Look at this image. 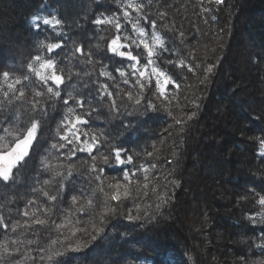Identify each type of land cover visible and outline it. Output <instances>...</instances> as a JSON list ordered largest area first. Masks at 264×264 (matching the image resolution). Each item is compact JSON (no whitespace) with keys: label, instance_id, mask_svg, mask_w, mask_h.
Masks as SVG:
<instances>
[{"label":"trees","instance_id":"obj_1","mask_svg":"<svg viewBox=\"0 0 264 264\" xmlns=\"http://www.w3.org/2000/svg\"><path fill=\"white\" fill-rule=\"evenodd\" d=\"M125 2L0 0V72L10 68L16 75L26 72L38 42L53 36L43 25L35 31L33 16H62L68 25L66 34L55 39L62 40L65 47L54 54L61 66L68 65L65 53H70L74 42L85 52H93L92 64L77 54L71 65L73 73H80L72 81L78 98L86 100L77 112L84 115L97 109L84 117L89 123L81 128L90 134L102 133L108 144L125 150V158L132 157L124 165L115 159L104 164L100 156L109 154L106 144L92 155L73 153L76 144L52 149L53 143H64L56 131L67 108L75 105L50 102L43 134L28 165L18 174V182H0V217L7 225H0V245L7 244L13 252L7 255L0 248V264H207L203 245H210L211 264H262L264 223L257 222L260 208L254 193L264 195V157L259 155V138H264V0H224L223 4L215 0H142L147 7L139 27L150 36L151 24L156 23L155 30L168 49L157 64L179 85H169L162 97L154 77L141 93L135 82L137 74L132 72L134 62L112 56L106 50L107 41L98 39L116 34L110 26L102 30L92 23L101 12L118 16L123 26L120 34L138 39L132 23L123 18L121 4ZM159 12L167 16L160 17ZM137 19L131 13L129 20L134 23ZM131 51L143 68L146 51L135 45ZM209 67L210 73L205 71ZM118 70L129 75L121 77ZM102 71L112 78L101 76ZM126 78L127 84L123 82ZM102 85H107L111 96ZM127 92L140 95L141 104L129 101ZM113 101L118 111L112 109ZM10 119L9 112L0 113V121L7 124ZM45 159L62 172L74 166L73 176L63 182L62 189L60 178L53 180L54 171L42 170ZM94 164L102 173L91 170ZM125 173L130 184L124 180ZM97 175L100 180L95 179ZM197 176L202 190L192 195ZM44 180L52 183L44 185ZM101 182L106 192H120L119 203L110 199L105 203L106 197L97 191ZM116 183L122 187H108ZM123 186L131 192L128 198L123 196ZM58 189L55 202L43 195L42 190L57 194ZM249 216L256 220L250 221ZM35 218L45 219L46 226L32 225ZM57 225L62 226L57 230ZM94 229L102 231L92 240ZM57 239L61 243H50ZM69 243L87 246L79 252L54 255Z\"/></svg>","mask_w":264,"mask_h":264},{"label":"snow or ice","instance_id":"obj_2","mask_svg":"<svg viewBox=\"0 0 264 264\" xmlns=\"http://www.w3.org/2000/svg\"><path fill=\"white\" fill-rule=\"evenodd\" d=\"M99 2L100 0H97V3ZM215 2L217 4H223L224 0H215ZM146 7L147 5H145L142 0H126L125 3L121 4L124 20L132 23V31L138 37V39L135 40L129 36L120 34L123 31V26L121 19L116 15L108 16L101 12L92 19V23L101 26L102 30H105L109 26L115 29L116 34L111 36L110 39L105 36H99V41H107L106 50L112 56L134 62L132 64V72L137 74L135 82L139 85L141 93L146 87L151 86L150 82L152 78L155 77V87L159 96L162 97L165 96L169 85L176 88H178L179 85L171 76L161 70L157 64L161 54L168 51V49L164 38L155 30L157 27L156 23L153 21L151 24L153 31L150 34V39L146 38L149 36L146 30L143 27H139L140 21L145 19L143 13ZM204 11H208V9H204ZM131 13H136L138 17L134 23L129 20ZM158 15L160 17H166L167 13L159 12ZM31 25L37 32H39L41 25H43L51 30L53 36L45 37L44 40L38 42L37 54L26 64V72H21L19 75H16L14 69L11 68L7 71L0 72V81H2V86H0V113L9 112L11 114V119L8 120L7 124L0 121V182L5 185L18 182V174L28 165L32 149L38 143L40 136L43 134L44 118L47 115V107L50 102L54 103L55 101L61 100L64 105H70L71 103L75 106H69L67 108L64 121H62L56 131L59 140L64 141V143H53L51 145L52 149H62L67 145L76 144L78 147L71 150L73 153L75 151H87L89 155H92L99 146L106 144L110 149L109 154L100 156V159L104 164H109L112 159H115L116 163L120 165L131 163L132 157L128 156L125 158L123 156L125 150L108 144L107 137L102 133L99 135L95 133L90 134L88 131H84L81 128L82 125H87L89 123L84 117L91 116L92 112L97 111V109L92 108L91 111L85 112L84 115L77 112V108L83 109L85 107L86 100L84 98H78L79 93L76 92V85L72 81L73 76L75 75L76 77H79L80 73H73L71 65L73 59H78L77 54L85 57L88 64H92L93 52L91 49L85 52L83 46L77 45L74 42L70 53H65L68 65L62 67L61 62L55 58L54 54L62 52L65 45L62 43V40H56L55 37L63 38L66 34L65 27L68 25L65 18L56 13L49 15L37 14L32 17ZM161 27L172 30L168 25H162ZM172 27H174V25ZM180 35L182 36L183 33L181 32ZM133 45L137 48L142 46L147 53V62L144 64L143 68L139 67L141 64L140 58L137 55H134L131 51ZM96 47H100L99 42ZM41 53H45V55H42ZM180 64L183 65V61H181ZM149 66H151V71H148ZM118 71L121 77L129 75L122 70ZM189 71H191V69H189ZM205 71L210 73L212 69L209 67L205 69ZM85 75H89V73H85ZM100 75L112 78L111 74L108 72L102 71L100 72ZM33 77L35 79H33ZM123 82L127 84L129 81L126 78ZM101 87L104 88L107 96L112 95V93L107 91V85H102ZM62 92L64 93L63 96ZM126 95L129 101H134L137 105L141 104L140 95L134 96L132 92H127ZM111 107L113 110L118 111L115 101L112 102ZM149 107L154 106L149 105ZM189 119H191V117H189ZM177 122L179 123L180 121L178 120ZM83 137H88V139L85 140ZM79 145H83V147H79ZM259 146V155L264 157V138H259ZM149 155H151V153H149ZM92 159L96 160L97 157L93 156ZM41 168L44 171H54L55 175L53 180L57 177L60 178L58 183L59 188L62 189L64 187L63 182L73 176L74 166L69 165L67 171L62 172L55 170L51 163L45 159L41 161ZM91 170L99 171L101 173L103 171L102 169H97L95 164L92 165ZM146 171L147 170H145V172ZM95 179L100 180L101 177L97 175ZM124 180L128 181L129 184L131 183L128 173H125ZM144 180H148L147 175H145ZM51 183L52 181L50 180L43 181L44 185H50ZM147 186V183H145L144 187L147 188ZM108 187L118 190L122 185L116 183L110 184ZM123 187V196L124 198H128L131 195V192L127 186ZM42 191L43 195L50 201L55 202L58 199L59 189L57 190V194H51L47 190ZM97 191L106 197V204L107 199L116 201L117 203L121 200L120 192H106L103 182L97 186ZM244 199H247V197H244ZM254 200L260 208L256 214L260 217L257 222L264 223V195L254 193ZM31 203H35V201H32ZM88 203L89 206H91L92 201L89 200ZM108 211H115V209L108 208ZM106 214L107 213H105V215ZM23 215L29 216V213L24 211ZM128 218L130 220L133 219L131 214H129ZM248 219L250 221H255L256 217L249 216ZM101 223H103V220H101ZM0 225L7 228L3 217H0ZM32 225L46 226V220L35 218L32 220ZM32 225H29V227ZM61 226L62 225H57V230ZM12 230H16L15 226H13ZM100 231H102V229H94L95 234L91 235V239L95 240ZM12 243L15 244L17 241H12ZM29 243H31V241ZM50 243L56 245L61 242L57 239L51 240ZM86 246V244L81 243L64 244L63 249L54 252V255L64 256L67 252H79ZM0 248L3 249L5 254L13 255V252L9 250L7 244L0 245ZM161 264H163V262H161ZM262 264H264V262H262Z\"/></svg>","mask_w":264,"mask_h":264},{"label":"rangeland","instance_id":"obj_3","mask_svg":"<svg viewBox=\"0 0 264 264\" xmlns=\"http://www.w3.org/2000/svg\"><path fill=\"white\" fill-rule=\"evenodd\" d=\"M146 38H148V39H150V36H148V37H146ZM155 78V77H154ZM199 176V175H198ZM198 176L194 179L195 181H194V185H193V188L191 189V193H192V195L193 194H195L196 192L198 193V192H200L201 190H202V188L198 185V183H199V178H198ZM198 195V194H197ZM189 196V195H188ZM188 196H187V199H188ZM195 198V197H194ZM190 200V199H189ZM191 201V200H190ZM193 201V200H192ZM192 201H191V203H192ZM199 204V203H198ZM202 256H204L205 255V257H206V260H207V264H209L210 262H211V260H212V258H210L212 255L210 254V253H212V251H210L211 249H210V245H203L202 246ZM213 254V253H212ZM209 255H211L210 257H209ZM211 259V260H210ZM209 262V263H208ZM211 264V263H210Z\"/></svg>","mask_w":264,"mask_h":264}]
</instances>
